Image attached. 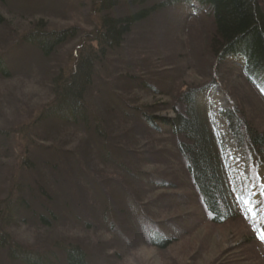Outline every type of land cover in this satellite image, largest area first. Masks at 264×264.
<instances>
[{"label":"rangeland","instance_id":"obj_1","mask_svg":"<svg viewBox=\"0 0 264 264\" xmlns=\"http://www.w3.org/2000/svg\"><path fill=\"white\" fill-rule=\"evenodd\" d=\"M3 1L0 0V156L4 158L0 159V231L7 235V244L39 253L46 262L52 263L53 256L57 264L65 263L64 253L70 247L85 253L87 264H264V233L260 228L264 215L262 223L257 218L247 221L242 212L235 210L227 222L213 223L182 171L174 141L159 124L174 117L171 110L161 109L175 106V97L183 88L211 81L215 70V87L208 95L213 110L238 109L258 132L264 133V101L256 90L227 64L212 67L208 46L213 31L211 18H187L180 29L186 15L180 12V5L157 14L151 11L148 18L129 29L120 47L110 52L101 65L94 63L97 78L85 104L91 106V116L99 121L106 142L97 137L95 130L85 132L86 142L94 149L100 144V154L107 153L109 160L113 158L111 161L121 167L110 164V168L91 175L83 163L77 173L70 172L68 176L66 173L73 171L71 164L75 163L70 158L78 161L74 152L82 150L81 143H71V137L77 140L85 127L77 130L47 116L52 113V89L70 70L75 55L87 53L88 41L98 30L101 18L106 14L121 16L133 8L128 6L130 0H110L109 10L99 8L101 0ZM257 1L264 6V0ZM39 19L46 21V32L70 30L74 39L50 55H43L21 39L37 26ZM148 44L151 48H145ZM128 67L139 69L136 78L150 81L147 85L156 89L153 96L142 89L140 80L131 85L132 75L117 79ZM125 113L128 115L123 119ZM139 113H153L160 130H152L149 123L144 125ZM216 124L222 133L226 132L223 121L216 119ZM225 140L231 172L237 179L247 180L251 171L243 167L244 154L236 148L234 137L227 134ZM112 149L122 157L120 160L113 156ZM131 152L129 159L141 162L140 167L133 165L132 169L164 178L175 186L152 190L151 194L133 183V174H120L119 168L129 172L131 162L126 156L130 157ZM25 160L29 162L25 164ZM259 168L260 172H255L260 186L264 185V169ZM117 174L120 177L114 180ZM110 179L113 181L109 187L99 185ZM130 186L132 198L124 190H131ZM15 187L19 198L27 200L29 211H15ZM59 194L67 210L76 202L75 196L80 198L81 202L77 199L78 205L72 209L73 222L63 226L52 221L49 227L41 224L39 214L45 218L53 214L57 219L64 215L65 206L57 200ZM104 209L109 212L106 216ZM249 211L250 208L246 210ZM5 219L11 220L6 224ZM152 234L173 236L175 241L159 248L149 240ZM7 250L0 247V264H19L10 262Z\"/></svg>","mask_w":264,"mask_h":264},{"label":"trees","instance_id":"obj_2","mask_svg":"<svg viewBox=\"0 0 264 264\" xmlns=\"http://www.w3.org/2000/svg\"><path fill=\"white\" fill-rule=\"evenodd\" d=\"M152 1L130 0L128 6L133 8V10L129 9L127 13L121 16L109 17L106 14L102 17L98 30L88 41L90 44L88 45L87 53L75 55V60L70 70L64 73V77L57 81V87L52 89L53 100L50 103L52 113L51 115L47 113V116L56 118L58 123L68 126L72 125L77 130H79L77 127H85L84 132L80 130L82 134L78 135L77 140L71 137V143H81L80 147H82V150L78 154L74 152L80 161H76L73 157L70 158V161H74L75 163L71 164L72 167L70 166L73 171L69 169L66 173L68 176L70 172L77 173V170L83 167V163L91 175H97L99 169L110 168V164H116L121 167L117 162L113 163L111 161L114 160L113 158L109 160L110 157L107 153L101 152L104 155L100 154V151H98V148H102L100 144L99 147L94 149L91 143L86 142L87 136L85 132L88 130H95L94 133H96L97 137H101L102 139L105 134L100 131L102 129L98 125L99 121H96L91 116V111L89 110L91 106L85 104V98L87 93L94 88L93 83L95 77L97 78L94 72V63L97 62V64L100 63L101 65V62L104 61L110 52L112 53V51L120 47V42L129 33V29L133 28L135 23L138 24L143 21L142 19L145 17L148 18L147 14L151 11L157 14L160 11L163 12L168 8H172L175 4H180V12L182 10L185 14L197 13V19L199 17L204 19L211 18L213 31L209 37L208 46L210 57L213 59L212 67L215 65L217 66L215 67L216 69L221 64H227V66L236 69L237 74L246 81L251 89L256 90L255 93L264 101V6L260 5L259 1L197 0L200 4L198 11L201 12H198L196 8L191 10V0ZM1 2L4 1L1 0ZM141 5H143V8L140 7L138 9ZM111 6L110 0H101L99 4L100 9L109 10ZM45 22L43 19H39L38 23L36 22L37 26L35 25L36 27L33 30H29V33L21 39L28 46L38 49L43 55L48 56L59 46L74 39V35L70 30L46 32ZM183 23L180 24V29H182ZM150 45L148 44L145 48H151ZM102 68L105 70L104 66ZM123 71L124 73H119L117 79L132 75V80L129 81L131 85H135L134 83L140 80L142 82L140 86L148 92V96L154 95L156 89L147 85L150 84V81L135 77L137 72H140L139 69L128 67L127 70ZM214 72L216 73L215 70ZM215 73L212 74L211 81L199 87L183 88L181 93L178 94L179 97H175V106L161 109L163 111L171 110L174 117L164 119V123H158L161 126L160 128L164 130V133L174 141L175 150L180 157L182 171L204 210L210 216L213 223L222 224L235 215V210H238L240 203L243 202L241 197H246L250 203L255 202L257 197H264V185L261 184L259 186L260 180L257 179L258 177H256L255 172H260L258 170L260 169L259 167L264 169V133L258 132L238 109L220 110L215 115L209 109L206 94L215 86L213 83ZM133 76L135 79H133ZM158 93L159 90H157ZM90 94H88V97ZM177 103L180 104V109ZM164 107L165 103L163 104ZM127 109L131 111L132 108L128 105ZM133 110H135L134 107ZM152 114L139 113V119L144 125L149 123V125H152V130L158 131L160 129L155 124L157 121H154L156 119L152 117ZM126 115L128 114L122 115L123 119L127 117ZM216 116L227 124L229 133L235 138L236 148L245 156L244 162L246 168H250V179L246 182L244 181L241 187L235 183L233 175L229 170L228 157L226 155L228 146L224 136L220 134L215 125ZM121 122L124 123L126 121L122 120ZM79 138L85 139V141ZM103 141L106 142V138ZM112 150L113 156H118L115 149ZM128 155L130 157L126 156V160L131 162L130 170L126 172L123 168H119L121 170L120 174H133L135 176L134 184L136 182L139 183L147 191H150L151 194L152 190L160 191L167 187L171 188L175 186L171 181H167L164 178L132 169L133 165L140 167L141 162L139 164L135 162L136 160L129 159L132 158L133 152L131 154L128 153ZM121 158V156H118V160ZM0 159L4 158L0 156ZM27 162L29 161L25 160L24 163L27 164ZM139 172H144L145 174ZM120 174H117L114 180L119 179ZM145 175L151 178L146 179ZM112 181L113 179L102 181L101 183L99 182V185H108L109 187ZM78 183H81V179ZM85 185L90 188L86 183ZM85 185L83 187H86ZM130 188L131 190L127 188L124 190L127 192L126 196L132 198V187L130 186ZM17 190L18 188L15 187L14 193L18 198L15 199L16 202L14 203L15 211H23L22 208L29 211V205L25 202L27 200L19 198L20 193H17ZM253 191L261 194H254ZM61 195H58L57 200L65 206L62 212L65 216L61 215L62 218L57 219L56 215L53 214H50L47 218L39 214L37 220L40 223L42 222L49 227L52 225L50 224L52 221L54 225L59 223L63 226L68 224L67 221L73 222L74 218L71 217L73 213L72 209L75 204L78 205L76 202L77 199L80 201V198L75 196L74 200L76 202L72 204L71 209L69 207L67 210L65 202L61 200ZM90 197L93 196L90 195ZM91 199L96 201L94 198ZM10 202L11 200L6 202L8 206ZM6 208L7 210L4 208V211L7 212L11 206ZM256 210H258L257 213L260 212L264 215L263 205L256 207ZM103 214L105 216L109 214L108 210L104 209ZM10 220L5 219L4 222L7 224ZM149 240L159 248H163L174 242L175 238L173 236L162 237L161 235L152 234ZM8 241L7 235L0 231V247L8 249V259L10 262H18L19 264H57L53 256L51 257L52 263L49 260L48 263L44 260L45 257L43 258V255L21 250L14 247V245L7 244ZM64 259V264H87L85 253H82L76 247H70L64 253Z\"/></svg>","mask_w":264,"mask_h":264},{"label":"bare ground","instance_id":"obj_3","mask_svg":"<svg viewBox=\"0 0 264 264\" xmlns=\"http://www.w3.org/2000/svg\"><path fill=\"white\" fill-rule=\"evenodd\" d=\"M211 21H212V19H211ZM130 205H132V203H130ZM159 235V234H158ZM160 237V236H159Z\"/></svg>","mask_w":264,"mask_h":264},{"label":"snow or ice","instance_id":"obj_4","mask_svg":"<svg viewBox=\"0 0 264 264\" xmlns=\"http://www.w3.org/2000/svg\"><path fill=\"white\" fill-rule=\"evenodd\" d=\"M262 239H264V237H262Z\"/></svg>","mask_w":264,"mask_h":264}]
</instances>
